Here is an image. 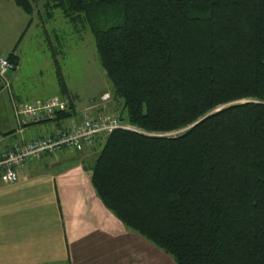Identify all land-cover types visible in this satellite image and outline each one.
Masks as SVG:
<instances>
[{"label":"trees","instance_id":"obj_1","mask_svg":"<svg viewBox=\"0 0 264 264\" xmlns=\"http://www.w3.org/2000/svg\"><path fill=\"white\" fill-rule=\"evenodd\" d=\"M41 1L14 0L91 30L132 127L99 142L103 204L177 264H264V0ZM57 73L61 126L78 112Z\"/></svg>","mask_w":264,"mask_h":264},{"label":"crops","instance_id":"obj_2","mask_svg":"<svg viewBox=\"0 0 264 264\" xmlns=\"http://www.w3.org/2000/svg\"><path fill=\"white\" fill-rule=\"evenodd\" d=\"M12 73L11 92L0 93V151L51 135L101 109L98 104L88 107L95 97L61 126L47 121L20 130L13 100L30 101L16 90ZM38 100L44 99L32 102ZM98 150L95 141L84 150H74L78 152L74 158L65 152L73 149H63L55 157L29 160L14 184L4 182L0 174V264H162V250L128 229L97 195L90 168ZM67 158L72 159L70 164L54 168Z\"/></svg>","mask_w":264,"mask_h":264},{"label":"rangeland","instance_id":"obj_3","mask_svg":"<svg viewBox=\"0 0 264 264\" xmlns=\"http://www.w3.org/2000/svg\"><path fill=\"white\" fill-rule=\"evenodd\" d=\"M44 3L45 0H42L37 5L40 11L44 10ZM31 17L33 21L29 25ZM15 47L20 62L12 76H16V90L23 93L24 99L32 102L35 99L61 96L62 88L57 73L59 66L69 91L75 95L78 112L90 100L98 97L88 107L98 104L95 106L109 109V114L120 119L122 104L120 101H113L112 84L100 63L95 39L89 28L76 32L61 10L55 11L51 21L44 22L37 13L28 15L14 0H1L0 55L14 51ZM105 93L111 95L106 104L100 101ZM65 152H71L72 158L78 155L74 150ZM55 156L58 155L51 157ZM71 160L64 159L61 165L55 163L54 168L65 167ZM93 163L92 161V166ZM162 252L165 255L162 264H177L171 255L163 250Z\"/></svg>","mask_w":264,"mask_h":264},{"label":"built area","instance_id":"obj_4","mask_svg":"<svg viewBox=\"0 0 264 264\" xmlns=\"http://www.w3.org/2000/svg\"><path fill=\"white\" fill-rule=\"evenodd\" d=\"M16 69V64L6 55L0 56V93L12 90L10 74ZM110 93L100 97L102 103H107ZM15 115L19 129L23 130L29 124L44 122L55 116L59 110L68 106V100L56 95L34 102L17 103L13 100ZM97 115H84L79 123L61 127L51 135L37 137L31 141L15 144L0 151V170L2 178L7 184H14L18 180L19 169L29 160L39 158L44 154L55 155L63 149L83 150L95 141L105 142L107 136L115 129H132L118 117L97 109Z\"/></svg>","mask_w":264,"mask_h":264}]
</instances>
